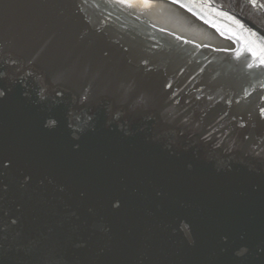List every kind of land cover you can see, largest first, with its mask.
I'll return each instance as SVG.
<instances>
[{
	"label": "water",
	"instance_id": "obj_1",
	"mask_svg": "<svg viewBox=\"0 0 264 264\" xmlns=\"http://www.w3.org/2000/svg\"><path fill=\"white\" fill-rule=\"evenodd\" d=\"M125 3L0 0V264H264V7Z\"/></svg>",
	"mask_w": 264,
	"mask_h": 264
},
{
	"label": "snow or ice",
	"instance_id": "obj_2",
	"mask_svg": "<svg viewBox=\"0 0 264 264\" xmlns=\"http://www.w3.org/2000/svg\"><path fill=\"white\" fill-rule=\"evenodd\" d=\"M117 3H121L123 6L130 7V4L125 3V0H115ZM173 3H179V0H172ZM249 3L253 5V7H264V5H257L256 0H249ZM179 6L182 8H187L188 5L184 3H179ZM193 15H196L195 12H193ZM229 20H231L234 24H236L237 28L240 29V31L236 34L229 33L228 35H225V31L222 30L217 24L213 23L212 21H209L208 19H204L203 22L206 24H209L211 27L215 28L217 32L220 33L221 36H224L225 39H230L234 43L241 44L244 48V50L251 53V55L254 57V59H259L261 64H264V38L257 36L255 32H252L249 29H245L243 25H241L238 21H235L232 17H228ZM179 39V37H177ZM239 55V51L236 53ZM249 67H252V64H249ZM4 92L0 91V96H3ZM264 99V98H262ZM260 115L262 118H264V108L260 109Z\"/></svg>",
	"mask_w": 264,
	"mask_h": 264
}]
</instances>
